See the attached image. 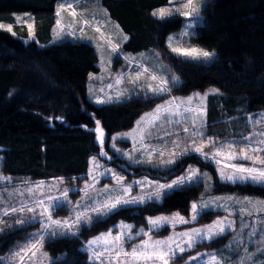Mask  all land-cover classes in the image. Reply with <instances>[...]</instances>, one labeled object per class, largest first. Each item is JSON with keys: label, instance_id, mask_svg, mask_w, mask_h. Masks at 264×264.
Segmentation results:
<instances>
[{"label": "trees", "instance_id": "obj_1", "mask_svg": "<svg viewBox=\"0 0 264 264\" xmlns=\"http://www.w3.org/2000/svg\"><path fill=\"white\" fill-rule=\"evenodd\" d=\"M101 1L128 35L123 49L135 52L157 48L181 78L178 92L203 90L209 85L219 89V94L207 99L208 126L215 127L228 117L244 120L246 112L264 109V0H207L203 4L202 23L197 26L195 39L199 46L215 50L210 63L185 59L167 49L166 37L180 27L182 18L158 19L152 10L168 0ZM56 2L0 0V20H8L14 12H32L36 33L48 38L55 22ZM96 61L95 49L83 41L41 46L35 41L23 42L0 29V155L5 173L31 181L63 178V185L73 187L85 178L89 158L98 153L100 146L92 131L96 121H100L108 140L111 133L131 127L144 110L158 101L135 96L94 104L86 96V80L88 73L96 69ZM221 127H215L216 132ZM116 160L113 157L107 163L115 164ZM190 163L210 171L214 193L235 192L264 199V185L220 182L212 165L195 154L162 171L152 169L153 176L169 179ZM200 192V184H184L168 192L160 202L120 208L105 219L94 221L91 227H82L78 235L47 241L45 247L52 255L64 254L51 264H87L81 246L91 235L119 219L143 224L147 215L176 210L186 214ZM69 213V207L64 205L53 215L65 217ZM204 214L207 216L196 219L197 224L216 215L211 218L209 212ZM10 234V230L0 233V252L6 249V242L1 243ZM221 241L217 238L201 244L210 248Z\"/></svg>", "mask_w": 264, "mask_h": 264}, {"label": "rangeland", "instance_id": "obj_2", "mask_svg": "<svg viewBox=\"0 0 264 264\" xmlns=\"http://www.w3.org/2000/svg\"><path fill=\"white\" fill-rule=\"evenodd\" d=\"M207 0H199V12L198 14L192 18L188 19L178 12L174 13L172 16H180L182 18L181 25L179 28L171 31L166 37V47L168 48L169 37H173V44L175 45H183V46H194L198 48L205 49L199 46L196 42L195 36L197 35V26L202 23V16H201V9L203 4ZM63 0H57L55 4V22L58 19L55 15L58 6L62 3ZM68 3H72L73 0H67ZM77 7L76 18H73L71 15L72 9L67 11H61V21L65 27V32L62 33L59 37L56 36L55 32L53 31L55 27V22L50 29V35L48 38L40 37L37 33V25L35 16L32 12H14L11 13V16L8 20H0V23L5 25L12 26V32H9L11 35L14 32L15 37L21 38L23 42L35 41L38 45H52L55 43L63 42V41H75L80 40L85 43L91 45L96 53H97V61H96V69L92 70L88 73L87 80H86V96L87 98L92 101L96 105H105L113 102L125 101L131 97L135 96H143L149 98L158 99L155 104L147 109L144 110L134 121L133 125L127 129L116 131L111 133L108 136V142L104 145V151L107 153L106 156H100V148L96 155H92L89 158V161L92 157H96L99 161L101 167L99 168V172H103V176H98L99 183L96 185L97 189H102L105 185H108L111 189L109 193L111 196H118L122 193L119 190V186L115 184L112 178V172L124 177V184H132L133 190L132 195H147L155 190L157 184H169L174 179H177L180 176L185 175L186 171L192 167L199 170L201 173L200 176L197 177L196 180L185 183V184H200L201 185V192L197 196L196 200H193L192 203L196 202L198 204H207V207H202L197 215H203V217L207 216L204 212H209V217L212 218V214H216L212 219L206 220V222L197 224L196 220L191 221V205L186 214L179 212V211H171V212H161L153 215H147L144 218L143 224H136L133 221H128L125 219H119L113 224L109 225L106 229H103L90 237H88L85 241H83L81 249L86 252L87 256V264H90L89 256L91 252L86 248L87 242L89 240L94 239L95 237L99 236L102 233H107L109 229L113 230V235H116L119 232V225L121 223L128 224L132 226V235L133 239L131 241H126L124 244L125 249L130 250L134 245L142 242L148 237L143 236H136L135 233L140 232L141 229L144 231H148L151 227L148 224L149 218H155L158 216H168L171 217L176 213H179L181 216H184L186 219H189L191 222L187 224H180L177 223L175 227L172 224H165L156 228L150 232V236L153 240H166L170 236H175L177 241L180 240L178 233L189 231L192 228H205L206 226L212 225L217 220H223L225 224L231 223L232 227L226 229V231L218 236L213 237L212 239H204L196 243L190 250H186L183 253H178L176 258L172 261V264H211L210 257L215 255L217 256L221 264H242V258L251 255L252 259H249L244 262V264H264V254H262L258 249L264 248V205H260L257 202L264 201V199L249 196V195H242L238 193H214L213 192V177L209 170L203 169L200 165L197 164H188L185 166L182 172H179L177 175L166 179L160 180L159 178H155L153 176L152 169L162 171L168 167H171L175 164L179 159H184L186 156H191L195 154L200 159L209 162L214 170L217 179L223 183H252L242 182V181H235L230 182L226 180H222L219 172L217 171L218 166L214 161L205 159L201 155L197 154L194 151H190L186 155L179 156L173 164H166L162 161H167L170 156L169 153L173 150L174 146L172 144L173 140H178L181 144V148L177 149L180 151L184 148V146L188 143H191V136L189 133L183 132V127H188L191 131L192 129V122L189 120L186 124L182 121L180 125L173 124L169 126L167 123H164L159 128H153L149 131L151 132L150 137H146V143L148 144L149 148H158L165 152L163 157H160L158 153L153 156L151 163H137L138 159H146V156L142 155V149L138 151H134V147L136 149H140V145L135 143L136 139H138L137 134H133L132 137L124 138V139H117L113 140V137H116L120 134L125 133H132L133 129L137 128V122L141 120V117H144L146 113H152L153 110L158 106L165 104L166 101L175 99L176 104H181V101H187L188 97L194 96L196 93H200L201 96L205 92H207L211 88H217L216 86L209 85L203 90H192L188 93H180L177 91V87L181 83L180 76L175 72V70L170 68L168 61L163 59L160 51L157 48L150 47L140 51H126L123 49V43L126 40L123 39L124 36L127 37L128 35L121 29L120 25L111 18L108 14L107 9L102 4L101 0H76ZM180 0H172V3H169V0L166 4L156 7L152 10V13L158 11L161 7L167 8H176L179 6ZM184 11V9H181ZM17 17H20V22H17ZM81 17L90 21L88 25H84L81 21ZM155 17V16H154ZM33 38H29V29L27 24H33ZM188 23L192 24L191 28H186ZM83 27L84 32H80L79 29ZM100 28V32L96 31V28ZM3 30V29H2ZM74 30L75 36L68 35L67 31ZM189 32L190 35H182L183 32ZM103 33V37L101 36ZM111 39L113 43H120V48L118 53L112 54L110 51V45L108 44V39ZM209 51H214L213 49H205ZM172 53V52H171ZM174 54V53H173ZM216 56L215 55L210 60H201L205 63H210ZM183 58V57H182ZM131 61V63H129ZM137 65H141L144 68L149 69V73H154L158 76L164 77L165 80L169 81L168 84V91L161 94L156 95L152 92L148 91L147 85L152 83L155 85L156 81H150L148 79L149 73H145L140 78V85L139 87L133 88V85L128 82V80L134 77L135 73L139 70ZM89 74L95 76V79H90ZM117 75H123L125 77L124 81L117 85L115 83V77ZM176 78V82H172V78ZM111 84L113 87L109 88L108 85ZM176 88V91L174 89ZM218 89V88H217ZM102 90V91H101ZM123 92V95H118V93ZM220 92V91H219ZM219 94V93H218ZM109 97H111V101L109 102ZM101 99L105 101L104 103H96L97 99ZM207 99L203 101V108L205 109V115L203 116L204 120V127L201 129L203 136H197L196 142L199 144L201 140L211 139L213 141V145L205 148L204 151L210 153L212 151L213 146H220L223 144H233L236 146L237 151H239L240 147H243L248 141H246L245 137H250L253 133H259L264 131V123H255L258 120H264V109L252 112H246L244 116V120L236 119L235 117L226 118L225 121L219 123L215 127L223 126L218 128V132H216V128L213 126H208L207 122ZM201 99L194 98L190 107L197 108L201 106ZM189 105L181 104L180 111L183 112L185 107ZM175 107V106H173ZM186 116L191 117L193 113H185ZM173 120L178 119V117H173ZM212 129V130H211ZM104 131V130H103ZM166 132H170V135H165ZM105 133V132H104ZM106 137V136H105ZM256 140L264 139V136L257 135L255 137ZM115 144L116 147L112 145ZM119 149V151H117ZM124 152H129L132 156V159H128L123 155ZM260 155L264 156V153H260ZM109 156L110 159L113 157H117L115 164L109 165L107 162L110 159L106 157ZM231 163H238L244 164L246 166H252L251 162L244 161V160H235L231 161ZM2 155H0V207H4L7 205L19 207L21 201L31 203L32 198L29 193L27 192L28 188L35 189L38 185L42 184L44 197L46 198L49 195L52 196H59L60 193L64 189H70L68 199L72 202L71 204H65V206L69 207L70 213L65 217H58L52 216L54 219H67L70 216H74V205L77 201L81 200V196L83 193L79 191L85 185V182L88 180V170L87 174L84 179L76 181L73 187H69L63 185L62 183H55L57 179H50V180H24L18 177H15L11 174L5 173L2 168ZM256 167H264L262 165H256ZM136 169V170H135ZM111 170V171H108ZM226 172L231 171L230 169H225ZM207 173L210 179L204 177L202 174ZM148 180L151 181V184H145L143 186V191L141 190V185L135 184V181L140 180ZM184 185V184H183ZM264 185V184H259ZM182 185L175 186L172 189H166L162 192L161 198L157 201L153 200H146L149 201H156L160 202L163 197L173 189L180 187ZM37 197L40 195L39 192L35 194ZM228 197H232L231 200H228ZM244 198H249L253 203H241L244 201ZM145 202V203H146ZM85 203H91V201H86ZM144 203V204H145ZM133 205H143V204H129L119 207L118 209L114 210L113 212L119 210L123 207L133 206ZM223 205V206H221ZM241 209H246L247 211H241ZM80 210V209H76ZM111 212V213H113ZM111 213L103 217H93V222L101 219H105ZM231 213V215H229ZM250 213V214H249ZM31 215V214H28ZM196 218V219H197ZM5 220L15 219L14 216L11 217H3ZM91 224H82L77 234L81 231L82 227H91ZM0 227H4V231H11V234L7 236L1 243V245L5 244L6 242V249L0 252V262L3 264H51L52 261L61 259L64 257V254H58L56 256L52 255L48 249L45 247V242L54 240L59 237H63L66 235L71 236L70 234L66 235H59L56 236L50 235L51 230H49V234H45V239L43 241L42 247H39V250L33 249L32 251L28 252L26 256H24L23 260L20 259L19 256H15L14 254L20 252L21 256H23V252L21 251L24 246L29 243L33 237V233H40L41 225L38 222H33L30 224L24 225H13L12 227H7L4 225H0ZM255 230V235L250 236L249 233ZM3 231V232H4ZM63 231V229L57 230ZM2 233V232H0ZM220 238L222 241L218 242L214 247L206 248L201 243L210 242ZM4 245V246H5ZM175 247V245H173ZM186 247V245H185ZM196 247V250H194ZM32 252H35L33 256ZM189 253L186 257H182L184 253ZM46 254V255H45ZM196 259H192V258Z\"/></svg>", "mask_w": 264, "mask_h": 264}, {"label": "snow or ice", "instance_id": "obj_3", "mask_svg": "<svg viewBox=\"0 0 264 264\" xmlns=\"http://www.w3.org/2000/svg\"><path fill=\"white\" fill-rule=\"evenodd\" d=\"M169 3H172V0H169ZM199 0H180L179 6L176 8H167L161 7L158 11L152 13L153 16L158 19H165L166 17L172 16L174 13H179L180 15L192 19L199 12ZM77 3L76 0H73L72 3H68L67 0H63L62 3L58 6V9L55 13L57 20L55 22V27L53 31L56 36L59 37L62 33L65 32V27L62 24L60 19L61 11H67L72 9L71 15L73 18H76ZM184 9V11H181ZM17 22H20V17H17ZM84 25L90 23L89 20L80 18ZM29 29V38H33V24H27ZM192 24L188 23L186 28H191ZM0 29H3L7 32H12L11 25H5L0 23ZM80 32H84V28L79 29ZM97 32H100V28H96ZM15 35V33H12ZM68 35L75 36L74 30L67 31ZM103 33L101 36L103 37ZM182 35H190L189 32L185 31ZM124 40H127V37H123ZM173 37H169L168 48L172 53L183 57L185 59L199 61V60H210L214 55V51L205 50L202 48L194 46H183L173 44ZM108 44L110 45V51L112 54H116L119 51L120 43H113L112 40L108 39ZM131 63V61H129ZM139 69L134 77L128 80L129 83L133 85V88L142 86L139 81L140 78L145 74L149 73V69L137 65ZM90 79H95L96 77L92 74H89ZM125 77L123 75H117L115 77V83L117 85L121 84L124 81ZM148 79L150 81H156L155 85L149 83L147 85L148 91L156 95H161L167 92L169 81L165 80L164 77L158 76L154 73H149ZM172 82H176V78H172ZM109 88L113 85L109 84ZM102 91V90H101ZM219 89L211 88L201 96L200 93L194 94L192 97H188L187 101H181V104H187L188 107L184 108V111L181 112V104H176L175 99L166 101L165 104L158 105L152 113H146L144 117H141V120L137 122V128L133 129L132 133L120 134L116 137H113V140L124 139L132 137L133 134H137L138 139L135 143L140 145V149L134 147V151L143 150L142 155L146 156V159H138L137 163H151L154 155L158 153L160 157L165 155V152L159 150L158 148H149L148 144L145 142L146 137L151 136L150 129L159 128L164 123H167L169 126L176 124L180 125L183 121L185 124L191 120L192 129L188 127H183L184 133H189L191 136V143H188L180 151L177 149L181 148V144L178 140H173L172 144L174 146L173 150L170 151V158L167 161H162L166 164H173L176 159L181 155H186L190 151H194L197 154L201 155L205 159L214 161L218 166L217 171L222 180L235 182H252L257 184H264V167H256V165L264 166V156L260 153H264V139L256 140L257 135L264 136V131L259 133H253L250 137H245L244 139L248 141L244 144L243 147L239 148L237 151L236 146L233 144H223L220 146H213L210 153L205 152L204 149L213 145L211 139L201 140L199 144L196 142L197 136H203L201 129L204 127L203 116L205 115V109L203 108V101L212 94H218ZM118 95H123V92L118 93ZM194 98L201 99V106L197 108L190 107L192 100ZM109 97V102L111 101ZM105 101L97 99L96 103H104ZM175 106V107H173ZM193 113L191 117L186 116L185 113ZM173 117H178V119L173 120ZM52 120V117L48 118ZM55 119L63 120L62 117H55ZM255 123H264V120L255 121ZM86 127V126H83ZM96 133V141L100 144V156H106L107 153L104 151V132L100 126V121H96V127L92 129ZM170 132H166L165 135H170ZM116 147L115 144L112 145ZM119 151V149H117ZM123 155L128 159H132V156L129 152H124ZM235 160H244L251 162L252 166H246L244 164L231 163ZM101 165L96 157H92L89 161V170H88V180L85 182V185L82 189H79L83 193L81 200L77 201L74 205V216H70L67 219L59 220L54 219L52 213L64 207L65 204H71L72 202L68 199L70 189H64L59 196L49 195L46 198L44 197L42 184L38 185L35 189L28 188L27 192L32 198L31 203L21 201L19 207L7 205L0 207V225L7 227H12L13 225H24L30 224L33 222H38L41 225L40 233H33V239L27 243L24 248L21 250L23 256L20 252L15 253V256H19L23 260L24 256L33 249L39 250V247H42L43 241L45 239V234L56 236L70 234L75 236L79 227L82 224H91L93 222V217H103L113 212L114 210L129 204H144L146 200H159L161 198L162 192L166 189H172L175 186L183 185L185 183L192 182L201 175L198 169L190 167L185 175L174 179L169 184H157L155 190L145 197L144 195H132L133 186L132 184H124V177L112 172V178L116 185L119 186V190L122 193L118 196H111L109 193L111 189L108 185H105L102 189H97L96 185L99 183L98 176H103V172H99ZM225 169H230L231 171L226 172ZM111 171V170H108ZM204 177L210 179L207 173L202 174ZM63 178H58L55 183H63ZM135 184L141 185V190L143 191V186L145 184H151V181L140 180L135 181ZM39 192L40 195L37 197L35 194ZM228 200H231L232 197H228ZM86 201H91V203H85ZM241 203L252 204L253 202L249 198H244V201ZM260 205H264V201L257 202ZM207 204H198L196 202L191 205V221H195L199 211L202 207H207ZM223 206V205H221ZM80 209V210H76ZM241 211H247L246 209H241ZM31 214V215H28ZM250 214V213H249ZM231 215V213H229ZM14 216L15 219L5 220L3 217ZM189 219H186L184 216H181L179 213L174 214L171 217L168 216H158L155 218H149L148 224L151 226L148 231L141 229L140 232L135 233L136 236L141 234L148 239L143 240L142 242L134 245L130 250L125 249L124 244L126 241H131L133 239L132 226L128 224L119 225V232L116 235H113V230L109 229L107 233H102L99 236L95 237L92 240L87 242L86 248L91 252L89 256L90 264H172V261L176 258L178 253H183L186 250H190L196 243L204 239H212L215 236L223 234L226 229L232 227L231 223L225 224L223 220H217L212 225L206 226L205 228H192L189 231H184L178 233L180 240L177 241L175 236H170L166 240H153L150 236V232L156 228H159L165 224H172L173 227L177 223L187 224L191 222ZM63 229V231H57ZM4 227H0V232H3ZM250 236L255 235V230L249 233ZM175 245V247H173ZM186 245V247H185ZM262 254H264V248L258 249ZM33 256L35 252H32ZM46 255V254H45ZM192 259H196L195 257ZM252 259L251 255L242 258V264L245 261ZM211 264H221L220 259L213 255L210 257ZM255 264V262H253Z\"/></svg>", "mask_w": 264, "mask_h": 264}, {"label": "water", "instance_id": "obj_4", "mask_svg": "<svg viewBox=\"0 0 264 264\" xmlns=\"http://www.w3.org/2000/svg\"><path fill=\"white\" fill-rule=\"evenodd\" d=\"M103 130V129H102ZM104 132V131H103ZM95 133V132H94ZM95 142L98 145V147L100 146V144L96 141V133H95ZM108 142L107 138L105 137V133H104V145ZM107 159H110L109 156L106 157Z\"/></svg>", "mask_w": 264, "mask_h": 264}]
</instances>
